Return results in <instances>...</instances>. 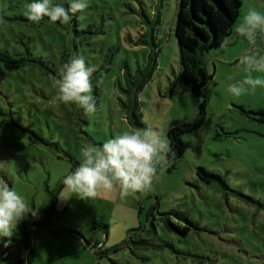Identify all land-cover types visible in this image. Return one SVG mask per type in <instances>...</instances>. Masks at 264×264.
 Returning a JSON list of instances; mask_svg holds the SVG:
<instances>
[{
    "label": "rangeland",
    "instance_id": "374dc122",
    "mask_svg": "<svg viewBox=\"0 0 264 264\" xmlns=\"http://www.w3.org/2000/svg\"><path fill=\"white\" fill-rule=\"evenodd\" d=\"M176 1L87 0L89 7L76 15L84 33L68 35L43 23L40 29L47 31L24 36L16 24L30 22L11 18L23 15L31 0H0V50L13 56L28 49L42 62L0 73V180L35 212L10 240L0 238V264H12L18 254L27 262L30 248L26 264H264V117L257 114L264 113V87L230 94L229 85L246 74L236 68L238 61L224 60L251 45L240 37L238 44L232 40L210 53L206 70L212 80L203 96L180 82L172 86L180 71ZM241 1L237 25L251 9L264 14L263 0ZM141 11L150 18L159 12L160 40L158 70L140 95L142 129L167 137L178 129L181 155L168 165L155 164L148 191L121 198L116 190L81 200L63 184L74 163L83 162L81 148L135 128L125 119L119 86L126 85L125 66L134 73L148 62V48L132 45L144 27ZM10 26L17 28L16 37ZM258 48L264 54V44ZM64 51L67 60L82 56L97 69L91 78L94 114L85 115L74 103L50 102ZM199 167L221 176L227 187L206 184L197 176ZM170 212L194 223L188 234L174 227L190 224Z\"/></svg>",
    "mask_w": 264,
    "mask_h": 264
},
{
    "label": "clouds",
    "instance_id": "9594fccd",
    "mask_svg": "<svg viewBox=\"0 0 264 264\" xmlns=\"http://www.w3.org/2000/svg\"><path fill=\"white\" fill-rule=\"evenodd\" d=\"M88 7L87 0H70L67 7L54 4L53 0H31L23 15L32 23H39L44 17L53 23H68L71 14L84 12ZM235 33L251 45L238 57L236 65L246 75L228 87L230 94L239 97L249 89L255 91L258 86L264 87V76L253 75L264 74V54L258 48V42L264 44V14L249 10L243 22L235 27ZM96 71V67L89 65L84 57L71 56L58 69L53 85L58 92L50 102L74 103L84 110L85 115L94 114L97 107L96 98L91 95V78ZM171 144L165 132L154 128H131L100 146L88 143L80 150L83 162L64 177L63 184L81 200L94 199L101 193L116 190L121 198L148 191L158 172L155 164L168 165L170 156L174 155ZM30 213L35 216L24 197L0 180V238L10 240Z\"/></svg>",
    "mask_w": 264,
    "mask_h": 264
},
{
    "label": "trees",
    "instance_id": "16d2710c",
    "mask_svg": "<svg viewBox=\"0 0 264 264\" xmlns=\"http://www.w3.org/2000/svg\"><path fill=\"white\" fill-rule=\"evenodd\" d=\"M53 3L62 4L65 7L69 4H65V0H53ZM241 9V0L176 1L174 34L178 46V63L180 71L178 76L175 77L172 86L176 82H180L190 88L196 96H203L202 93L207 82L212 80V78L208 76L206 70L207 59L216 55L215 51L221 49V47L231 39L235 26L237 25V20L241 16ZM158 14L159 12L153 13V18H150L148 14L146 15L144 11H141V15H143L141 25L144 27L147 25V28L143 27V29L139 31L135 40L132 41V45L134 47L148 48V53L145 55V60L148 62L143 69L137 67L134 73H131L129 66H125V68H123V79L126 81V85H124L123 88L121 85L119 86L120 94L123 96V98H120V105L125 114V119L130 126L140 129L143 128L141 113L139 110L140 95L144 87L153 81L155 72L158 70L160 40L158 39L159 36L157 34V28L155 27L159 23ZM76 15L77 13L71 14V20L68 23H60L59 21L53 23L48 17H44L39 23H32L28 21L24 15H15L11 20L15 21L21 19L24 22H30V24H16L19 27L21 35L24 36H28L27 33L40 34L42 31L40 25L43 23L61 33L79 35L84 33V31L79 30L81 23L78 21ZM0 18H5L3 12H0ZM10 29L11 35L16 37L15 32L17 31V28L10 26ZM41 40L44 41V39ZM76 49L78 48L76 47ZM27 51L23 55L12 56L7 51L0 50V73H10L13 70L17 71L20 68L42 65L41 60L33 57V54ZM211 52L213 55L209 57ZM58 58L59 60L57 62L62 65L67 61V52H62L58 55ZM240 110L245 115L250 114V112L245 111L243 107H241ZM257 114L261 115V118L264 117L262 111L257 112ZM177 131L178 129L175 128L168 131V138L172 142L171 147L174 152V155H171L170 157L173 159L178 158L181 155ZM77 166L78 163H74V168ZM71 171H74V169ZM196 173L206 184L219 182L224 188L227 187L221 176L209 173L204 168L199 167ZM166 215H174L181 221L190 224L184 229L177 226L174 227L184 235L189 233L190 226L194 227V223L189 221L183 213L170 212L166 213ZM21 224H23L24 227L26 223L22 220ZM69 233L71 234V232ZM96 246L97 244H95L93 248ZM28 253L27 262H25L21 255L18 254L14 258L12 264L30 263V255L32 253L31 248Z\"/></svg>",
    "mask_w": 264,
    "mask_h": 264
},
{
    "label": "crops",
    "instance_id": "0c3cea01",
    "mask_svg": "<svg viewBox=\"0 0 264 264\" xmlns=\"http://www.w3.org/2000/svg\"><path fill=\"white\" fill-rule=\"evenodd\" d=\"M236 27V26H235ZM239 36L235 33V29H234V31H233V38L231 37V39H229V41L223 46L224 48H226V47H229L227 44L228 43H230L232 40V42H234L233 44H238L239 42H238V40H239ZM226 46V47H225ZM241 51H242V53L243 52H245V51H247L246 50V46L243 44L242 45V47H241ZM224 53H225V49H223V50H221V52H219L218 53V55L217 56H219V55H224ZM215 57V56H214ZM235 57V58H234ZM238 53L236 54V56L235 55H231V57L230 58H224V60L226 61V63H230V62H232L233 60H235V62H237L238 61ZM217 61H218V58H217ZM234 62V61H233ZM239 62V61H238Z\"/></svg>",
    "mask_w": 264,
    "mask_h": 264
}]
</instances>
